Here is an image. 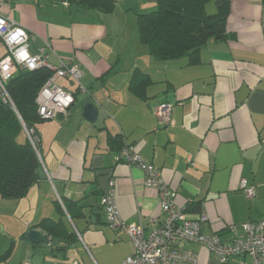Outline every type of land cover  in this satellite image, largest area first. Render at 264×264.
Instances as JSON below:
<instances>
[{
	"label": "crops",
	"instance_id": "1",
	"mask_svg": "<svg viewBox=\"0 0 264 264\" xmlns=\"http://www.w3.org/2000/svg\"><path fill=\"white\" fill-rule=\"evenodd\" d=\"M115 1L113 13L55 0L4 2L6 16L33 38L29 53L43 55L53 68L78 64L85 91L71 79L57 81L75 93V103L66 117L38 127V182L21 199L0 198V256L12 248L0 264H124L132 244L110 227L102 205L111 188L127 223L148 234L164 222L158 192L144 185L143 171L121 157L124 145L112 149L110 138L137 147L188 219L207 216L205 234L229 241L233 229L241 233L243 225L264 218V0H231L227 38L211 39L195 64L188 57L158 60L140 43L137 15L154 10L157 0ZM136 70L152 81L142 96L131 89ZM88 103L98 110L95 122L83 115ZM165 103L172 105L174 125L157 128L155 111ZM242 180L253 188L252 198L240 188ZM67 201L81 207L76 222ZM45 218L81 238L56 239L57 249L25 240L31 229L46 235L36 227ZM180 248L196 253L198 264L250 261L234 256L221 263L196 242Z\"/></svg>",
	"mask_w": 264,
	"mask_h": 264
},
{
	"label": "trees",
	"instance_id": "2",
	"mask_svg": "<svg viewBox=\"0 0 264 264\" xmlns=\"http://www.w3.org/2000/svg\"><path fill=\"white\" fill-rule=\"evenodd\" d=\"M62 1V0H56ZM213 0H157L154 10L137 15V28L140 43L147 47L150 54L163 61L188 57L191 64L199 61V53L208 42L223 41L227 38V18L231 0H214L216 12H207L208 4ZM69 6L82 9L99 10L113 13L115 0H68ZM3 55H0L2 58ZM53 71L47 67L28 70L19 67L14 77L6 84L10 97L4 101L0 89V198L21 199L38 182L41 160L34 149L27 130H34L45 120L38 113L36 98ZM148 74L136 70L131 80V89L144 95L151 84ZM75 94V93H74ZM23 136V141L19 140ZM112 149L121 150L125 143L122 139L110 138ZM58 207L62 205L58 201ZM65 207L76 222L82 213L81 207L73 201L65 202ZM196 208V207H195ZM45 231L47 238L53 241L61 239L68 244L78 239L74 230H68L61 221L43 219L37 226ZM58 246V245H57ZM56 245H53V248ZM12 248L0 259H8Z\"/></svg>",
	"mask_w": 264,
	"mask_h": 264
},
{
	"label": "built area",
	"instance_id": "3",
	"mask_svg": "<svg viewBox=\"0 0 264 264\" xmlns=\"http://www.w3.org/2000/svg\"><path fill=\"white\" fill-rule=\"evenodd\" d=\"M5 1L0 0V46L5 47L4 54L0 58L1 97L4 101L10 100L6 84L14 77L19 67L33 71L47 67L53 71V74L37 95L38 113L44 120H53L59 116L66 117L75 103V97L72 92L58 85L57 81L61 78L71 79L76 81L82 91H85L81 84L83 73L80 66L70 61H62L60 67L53 68L43 55H31L28 49L33 38L23 27L6 16ZM63 4L69 5L68 0H64ZM155 115L157 128L174 125L171 104H161L156 109ZM27 135L40 158L39 137L34 130H27ZM121 157L143 171L144 185L158 192L161 211L165 215L164 222L147 234L142 225L127 223L123 219L113 188L102 197L108 224L113 229L124 231L132 244L133 251L124 264H198L196 253L180 248L182 242L202 244L221 263H227L234 256H246L250 261L245 264H264V218L259 222L243 225L241 233L233 229L229 241L218 234L207 235L203 231V226L208 220L207 216L202 214L196 220L188 219L185 211L175 203V195L163 180L160 171L154 165L143 161L135 145H124ZM240 188L247 198H252L255 194L246 180L241 181ZM77 235L81 238L78 232Z\"/></svg>",
	"mask_w": 264,
	"mask_h": 264
},
{
	"label": "water",
	"instance_id": "4",
	"mask_svg": "<svg viewBox=\"0 0 264 264\" xmlns=\"http://www.w3.org/2000/svg\"><path fill=\"white\" fill-rule=\"evenodd\" d=\"M64 2V0H62ZM84 117L95 122L98 117V110L95 105L88 103L84 108ZM24 239L34 244H52L50 240L40 230L31 229L25 235Z\"/></svg>",
	"mask_w": 264,
	"mask_h": 264
},
{
	"label": "rangeland",
	"instance_id": "5",
	"mask_svg": "<svg viewBox=\"0 0 264 264\" xmlns=\"http://www.w3.org/2000/svg\"><path fill=\"white\" fill-rule=\"evenodd\" d=\"M207 12L209 13V14H214L215 12H216V5H215V1L213 0V1H211L209 4H208V6H207ZM127 29H128V31H130V32H136V30H135V28L133 29V23H131V22H129L128 23V25H127ZM137 35H138V32L136 33ZM4 50H5V47L4 46H0V55H2L3 54V52H4ZM72 86L75 88V87H77L78 86V84L76 83V81H72ZM19 140H21V141H23V136H21L20 137V139ZM6 221H8V220H6ZM5 221V222H6ZM3 222H4V220L2 219V221L0 222V227H1V225L3 224ZM14 251H16V247H15V250Z\"/></svg>",
	"mask_w": 264,
	"mask_h": 264
}]
</instances>
